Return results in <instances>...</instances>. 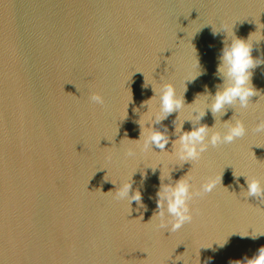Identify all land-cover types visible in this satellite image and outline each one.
Returning a JSON list of instances; mask_svg holds the SVG:
<instances>
[{
    "label": "water",
    "instance_id": "obj_1",
    "mask_svg": "<svg viewBox=\"0 0 264 264\" xmlns=\"http://www.w3.org/2000/svg\"><path fill=\"white\" fill-rule=\"evenodd\" d=\"M0 264H264V0H0Z\"/></svg>",
    "mask_w": 264,
    "mask_h": 264
}]
</instances>
